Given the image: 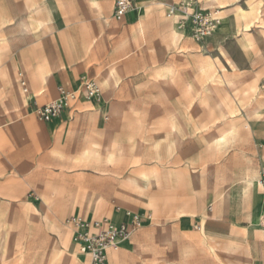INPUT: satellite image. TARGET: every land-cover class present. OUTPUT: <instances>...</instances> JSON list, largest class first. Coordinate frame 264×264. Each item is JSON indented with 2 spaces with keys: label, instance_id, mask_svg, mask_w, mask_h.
Listing matches in <instances>:
<instances>
[{
  "label": "rangeland",
  "instance_id": "1",
  "mask_svg": "<svg viewBox=\"0 0 264 264\" xmlns=\"http://www.w3.org/2000/svg\"><path fill=\"white\" fill-rule=\"evenodd\" d=\"M48 1L52 19L43 0H0V237L3 223L9 224L0 264H89L67 242L73 238L65 219L75 212L63 213L45 193L60 153L48 150L33 101L23 103L26 96L38 104L53 100L58 84L70 85L81 98L80 75L69 79L77 69H87L86 78L97 76L101 95H111L122 79L117 93L131 97L114 104L110 128L87 136L91 156L78 152L86 171L100 174L108 191L106 199H84L77 213L154 216L126 239L127 246L108 252L111 264H264V208L255 215L256 198L245 185L248 177H258L263 161L264 0H204L205 8L219 10L221 22L205 53L191 48L187 33L178 37L166 18L168 7L180 0L144 5L142 29L135 18L116 19L112 0ZM249 3L253 12L238 30L234 10L249 9ZM28 15L38 24L21 32L16 22ZM2 18L9 22L3 25ZM245 22L251 25L247 31ZM131 50L115 72L111 63ZM53 64L57 70L42 82L41 73ZM216 74L231 86L213 81ZM221 135L227 141L219 146L214 138ZM143 170L157 179L142 190L124 181Z\"/></svg>",
  "mask_w": 264,
  "mask_h": 264
},
{
  "label": "crops",
  "instance_id": "2",
  "mask_svg": "<svg viewBox=\"0 0 264 264\" xmlns=\"http://www.w3.org/2000/svg\"><path fill=\"white\" fill-rule=\"evenodd\" d=\"M151 1L152 0H147L145 4H142L141 0H135V2L142 7L141 11L139 13H137L136 11H130L123 18H135L138 23L139 29L140 28L142 29L143 26L141 25L142 24L141 14L144 13V5H148V4L150 5ZM203 1L204 0H199L201 6H203L202 5ZM212 1H215V0H205L204 5H208V3ZM112 4H113V0H112ZM152 4H157L159 6L162 5L161 2H156V3L153 2ZM219 8L220 9L223 8V12H224L223 14H225L226 11L224 10V6H219ZM42 9L47 19L53 18V7L49 3L48 0H43ZM112 9H113V5H112ZM210 9L217 11V14L219 12L217 8L210 7ZM233 9L231 10L229 9V10L232 12ZM33 11L36 12L38 11V9L34 8ZM166 12H165V15H166ZM175 17H176V23H177V16H174L171 18H168L166 16L167 19L171 20V24L173 25L174 28H175V24L173 23L172 19ZM235 19L237 21V29H238L240 28L241 21L243 20H237L236 16H235ZM7 22H9V19L7 18L1 19V23L3 25H5ZM37 24H38V21L36 20L33 21L30 15L25 16V17L21 16L19 20H17L16 22V25L19 27V30L21 32L28 31L32 25H37ZM178 29L175 28V31H177L178 33L176 35L178 37H181L180 35L187 33L192 42L191 48L200 52L197 49L195 42L190 36L189 28H187L186 30L179 29V31ZM214 34H219L218 28L207 40L209 49L211 46V38ZM22 37L24 38L25 35ZM242 39L243 41L246 40L244 36ZM134 52L135 50H131L127 52L125 55L114 60L111 63L112 65H115V67L113 68L114 71L117 72L120 69H122V66H124L122 61L126 60L131 55H133ZM57 66H58L57 64H53L51 66V69L43 71L41 73V81L47 83L49 81V78L57 70ZM60 66L64 67V64H60ZM86 70L87 69L85 70L77 69L75 72H72L70 74L69 79L73 81L75 77L79 75H80L79 79H81V77H83L82 73L86 72ZM95 70L96 69L94 67L93 71ZM46 72L49 73V75ZM43 77L45 78L42 80ZM96 77L97 76H94L93 78H95L96 80ZM212 80H213V76H212ZM121 82H123L122 79H120L117 83L114 84V86L112 87L113 93L111 95L102 94L99 97V99H94V100H87L83 97L75 99L71 104L72 106L64 109L58 118L53 119L49 122L43 121L41 124L42 126H40L44 128V131L47 135L48 150H51L54 152L57 151L60 153V154L54 155V158L56 159L54 161L53 169L49 171V177H48L47 185L45 188V193L48 196V198L51 199L53 202H55L58 205H62L63 207L62 212L65 214L75 212L74 214H79V215L84 216L83 214L77 213L78 211H80V209H82L81 202L84 199H86L87 197L90 198L92 201H96L97 199H100V200L106 199V196H107L106 194H107L108 189L103 190L102 178L100 174H98L97 172L86 171L85 168L88 166V164L85 162V160H81L79 158L80 155L78 152L85 150L84 156L89 158L91 154L88 150H86L87 149L86 147L87 146V136L97 131L104 130V129L107 130L108 128H110L111 126L110 119L114 117L112 116L114 104L119 103V102H128V100L131 99L130 96L119 95L117 93L119 86H121ZM58 86H64L66 88L73 89L68 84H58L56 87V96H57ZM100 89L102 93L103 91H102L101 86H100ZM29 101H33V104L34 102H36L32 98H30V96H26L23 98L24 104H27ZM38 105H41V104H38ZM227 114L228 112H224L223 116L226 117ZM28 122H31V119H28L27 123ZM107 157L109 159L112 158L111 154H107ZM94 166H97V164L95 163ZM0 168H2V165L0 166ZM142 173H146L148 180H144L141 178ZM258 178H259V173H258V177H254V176L248 177L245 180V185L253 189V192L256 198L257 206L255 205L256 207L254 209L255 215H259L258 213H260V210L264 208V198H262V191L261 189L256 188L255 184L253 183V181ZM96 179H98V182ZM139 179L143 182L142 186L139 185ZM156 179H157V174L155 172H149L147 170H143L139 173L138 177L133 176V175L125 176L124 181L132 186L139 187L142 190L149 183H152ZM0 196L2 197V189H0ZM46 200H47V197L45 195H42L41 197L42 203L46 204ZM90 211L92 212L91 209ZM140 212H143V211H140ZM183 212H184L183 210L179 211V213H183ZM124 213L125 211H116L115 214H111L109 217L108 216H104V217L110 218L114 222H118L122 218H124ZM143 213L150 214L152 216V214L149 212H143ZM84 217L94 218V217H89V216H84ZM152 218L154 219V216H152ZM202 218H203V222H201V230L204 231L205 222H206L205 215L204 216L202 215L201 220ZM152 221L153 220H151L147 225H149ZM0 224H2V221H0ZM3 225H4V230H3V234H1V237H0V243H1L0 252L5 251L7 239L3 238V236H4V231L7 229V227H9L8 223L6 224L3 223ZM67 242L69 245L70 243H74L73 239H70V240L67 239ZM120 244H121V247L118 250H110V251H119L120 249H122V246L124 247L127 246V240L121 242ZM111 263H112V255L111 253H108L106 262L104 264H111Z\"/></svg>",
  "mask_w": 264,
  "mask_h": 264
},
{
  "label": "built area",
  "instance_id": "3",
  "mask_svg": "<svg viewBox=\"0 0 264 264\" xmlns=\"http://www.w3.org/2000/svg\"><path fill=\"white\" fill-rule=\"evenodd\" d=\"M112 13L116 19L123 18L130 11L139 13L142 9L135 0H113ZM166 16H177V27L182 30L189 28L191 38L200 52H208V38L220 25L217 11L204 8L199 0H180L171 5ZM18 82L24 93H28L26 80L21 72ZM79 91L87 100L99 99L101 89L95 78L81 77ZM78 90L58 86L57 96L53 100L38 105L34 102V112L38 119L49 122L58 118L62 111L71 106L77 99ZM262 165L259 170V183L264 186V148ZM264 218V217H263ZM153 220L150 214L140 211H125L124 218L117 223L107 217L87 218L79 214H71L65 224L72 233L79 259L88 260L89 264H103L110 250H118L120 241L129 239L136 231Z\"/></svg>",
  "mask_w": 264,
  "mask_h": 264
},
{
  "label": "bare ground",
  "instance_id": "4",
  "mask_svg": "<svg viewBox=\"0 0 264 264\" xmlns=\"http://www.w3.org/2000/svg\"><path fill=\"white\" fill-rule=\"evenodd\" d=\"M260 3H258L257 4V6L259 5ZM253 4H251V3H249V9H245V8H242L241 6H238L235 10H234V13H235V15L237 16V19L238 20H245L246 19V17L247 16H249L250 14H252V12H253ZM260 10V9H259ZM221 18V17H220ZM27 19V18H26ZM173 20V23L175 24V28H177L178 29V27L176 26V17L175 18H173L172 19ZM221 23V22H220ZM26 24V23H25ZM27 25V24H26ZM140 25V24H139ZM142 25V24H141ZM239 26V25H238ZM243 27H244V29L247 31V30H249V28H250V23L249 22H245V23H243V25H242ZM28 27V26H27ZM141 29V28H140ZM222 29V28H221ZM179 30V29H178ZM238 30H239V28H238ZM244 42L245 43H247V40H244ZM211 60V59H210ZM209 60V61H210ZM209 65H213V62L212 61H210L209 62ZM58 67V66H57ZM54 68V67H53ZM51 69V68H50ZM55 70V69H54ZM47 73V72H46ZM45 73V74H46ZM44 74V73H43ZM48 75H49V73H47ZM213 76V80L215 81V82H220V83H222L223 85H225V86H227V87H230L231 86V82L230 81H228V80H225L223 77H222V75H220V74H216V75H212ZM211 76V77H212ZM45 77H43L42 78V80L44 79ZM47 82V81H46ZM255 110H256V108H255ZM215 140V143L217 144V145H219V146H221V145H223V144H225L226 143V141H227V138H226V136L225 135H221V136H219V137H216V138H214ZM218 147V146H217ZM142 178L144 179V180H148V177H147V175H146V173H143L142 174ZM259 179V178H258ZM258 179H255L254 181H253V183L255 184V186H256V188H259L260 186H262V185H260V183H259V180ZM264 187V186H263ZM0 214H1V212H0ZM203 216H204V214H203ZM110 219V218H109ZM111 220V219H110ZM112 221V220H111ZM112 222H114V221H112ZM201 222H203V218H202V220H201ZM114 223H117V222H114ZM126 239H124V240H121L120 241V243L121 242H123V241H125ZM107 258V257H106ZM104 264V263H103Z\"/></svg>",
  "mask_w": 264,
  "mask_h": 264
}]
</instances>
